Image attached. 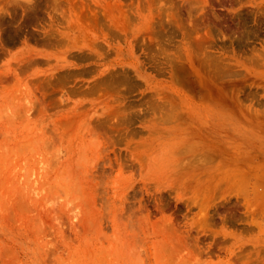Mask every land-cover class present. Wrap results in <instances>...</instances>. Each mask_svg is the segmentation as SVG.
Instances as JSON below:
<instances>
[{
	"label": "rangeland",
	"instance_id": "1",
	"mask_svg": "<svg viewBox=\"0 0 264 264\" xmlns=\"http://www.w3.org/2000/svg\"><path fill=\"white\" fill-rule=\"evenodd\" d=\"M0 264H264V0H0Z\"/></svg>",
	"mask_w": 264,
	"mask_h": 264
}]
</instances>
